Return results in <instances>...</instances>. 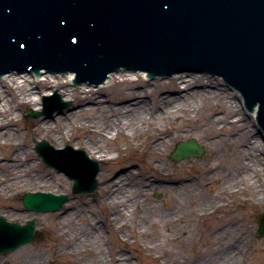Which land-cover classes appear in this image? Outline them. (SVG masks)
Here are the masks:
<instances>
[{
	"label": "bare ground",
	"instance_id": "obj_1",
	"mask_svg": "<svg viewBox=\"0 0 264 264\" xmlns=\"http://www.w3.org/2000/svg\"><path fill=\"white\" fill-rule=\"evenodd\" d=\"M117 73L115 74L120 76L112 75V80L108 81L106 87L116 86L122 80L126 89L122 98L111 100V105L96 96L97 90L89 86L86 88L82 84L74 86L71 83L73 73L66 77L46 75V78L43 76L40 79H36L33 74H8L0 79V147L7 150L5 154L0 155V201L6 204L2 213L7 221H27H23L28 215L27 212L16 211L17 207L4 202V197H16L21 188L28 192H66L62 187L64 182L59 179L58 174L45 170L35 160L32 148L39 141H47L50 147L52 145L56 149L84 148L90 158L109 164L117 161L109 156L112 147L108 144L113 140L109 133L112 131L126 135L129 130L133 137L144 135L147 140L140 163L133 162L139 165L138 174L129 169L113 178L110 173L98 171L99 181L100 176L105 175L97 192L104 204L102 205L109 210L106 221H101V217L97 215L87 217L84 214L82 217H86L89 224L72 231L68 224L70 217L67 225V219L61 217L63 221L60 224H64L59 226L58 234L62 235L65 245L57 253V258L51 259L52 262H59L58 264L63 262L62 256L71 258L80 249L90 255L91 264H133L130 256L124 251L108 256L105 253L104 239L102 245H94L96 236L101 235L107 227L123 234L127 229L136 236L145 233L152 224V221L147 220V214L154 215L156 209L160 210V205H155L153 212L149 213L144 211L145 205L141 203L147 200L150 193L156 191L172 192L175 196L168 208L156 214L168 223L179 222L184 218L185 205L196 203L198 207H202L203 204L209 205L213 202L202 194L204 187L200 179L209 184L210 178L222 171L226 173L229 183L247 180L253 190L255 202H264V144L260 143L256 133V126L251 118L253 116L247 115L241 105H234V94L223 91L219 81L207 78L203 73L189 76L176 74L170 77L168 82L160 79L157 80L160 83L157 88L142 83L143 79L139 73ZM142 73L143 76L145 72ZM124 75L137 77L126 79ZM140 87L144 91L138 89ZM58 92L63 97L53 99L56 112L42 110L47 114H43L44 117H33L37 119L29 123L24 133L20 125L19 111L27 106L41 111L46 99H50L48 96ZM64 99L73 101V110L70 111L69 106L59 108V102H64ZM237 100L242 103L241 98ZM94 110L98 115L96 118H88L85 115ZM76 130L83 131L84 134H75ZM206 133L211 137L210 162L227 160L224 170L219 166L207 164L202 173L193 161L182 160L177 164L168 162L166 156L174 144L187 140L194 134L201 136ZM129 162V159L123 161L125 167H128ZM144 163L147 164L146 173L142 172ZM148 174L150 176H147ZM196 177H199V180ZM242 189L245 187L240 188V191ZM23 196L24 193L21 200ZM66 208L70 214L83 207L72 199L66 203ZM220 208L222 207L218 209ZM136 216L139 217L138 220H135ZM216 234L220 240L214 245L215 248L213 247L214 255L210 252L201 253L187 264H247V260L255 251L253 247L257 244L252 231H240L229 225ZM35 240L36 237L30 243L22 244L15 249V253L26 252ZM41 255L44 258L35 261L37 264L50 257L46 256L44 251Z\"/></svg>",
	"mask_w": 264,
	"mask_h": 264
},
{
	"label": "water",
	"instance_id": "obj_2",
	"mask_svg": "<svg viewBox=\"0 0 264 264\" xmlns=\"http://www.w3.org/2000/svg\"><path fill=\"white\" fill-rule=\"evenodd\" d=\"M113 39L117 49H104ZM114 60L116 64H110ZM138 60V67L144 65L153 76L186 67L223 74L244 92L248 106L261 102L259 121L264 128V0H0V73L38 64L70 68L100 83L116 66L135 65ZM35 69L39 73L37 65ZM36 149L49 165L75 180L74 192L90 193L98 187L100 168L84 151L50 152L53 147L47 141ZM48 151L74 155L79 165L62 167ZM203 153L192 138L181 141L172 157L179 160ZM67 199L46 192L24 195L27 209L38 211L57 210ZM36 227V219L22 225L0 216V252L30 243Z\"/></svg>",
	"mask_w": 264,
	"mask_h": 264
},
{
	"label": "rangeland",
	"instance_id": "obj_3",
	"mask_svg": "<svg viewBox=\"0 0 264 264\" xmlns=\"http://www.w3.org/2000/svg\"><path fill=\"white\" fill-rule=\"evenodd\" d=\"M20 74L23 73H19L17 71V73L14 75ZM125 74L131 73L128 72ZM180 74L189 76L191 74L197 73ZM24 75L30 76L31 74L24 73ZM205 76L207 78H213L216 81H219V83L221 84V88H223V91H225L226 93H233L228 87L224 85L221 78H215L210 74H205ZM61 77L64 76L61 75ZM124 77L126 79L133 77L136 78L137 75H124ZM44 78H46V76H44ZM141 78L143 79H141L143 81L142 83H148L152 88H157L160 85L158 81H147L145 77L143 78L142 76ZM169 78L170 77H165L162 81L168 82ZM87 86H89V84H84V87L88 88ZM89 88L97 90L98 94L96 96L101 98L102 100H105L107 104H110L112 99L118 97L120 98L124 94L126 84H123L121 80L120 84L112 86L111 88H96L94 86H89ZM138 89L144 91L141 87ZM58 94L63 97V95H61L59 92ZM233 100L234 105L240 104L238 103L237 99L234 98ZM64 102L70 103V111L73 110L72 100L64 99ZM30 109L33 108L27 106L23 107L22 110L19 111L21 119L20 125L24 133L26 132V128L29 126V123L37 119L26 116L27 111ZM43 109L44 106L40 110L42 111ZM54 112L56 111L54 110ZM54 112L53 114H55ZM95 112V110L88 111L85 115L88 118H96V116L98 115H96ZM162 123L165 125L164 122ZM74 133L78 135L84 134L83 131L78 132V130H76ZM109 136L111 138L113 137L112 143L108 144L109 147H112V151L109 156L111 158L117 159V161L110 162L109 164L100 161L99 163L101 164V171L104 174L110 173L111 175H113V178H115L119 174L125 173V171L129 169L135 170L136 174H138L139 165L134 164L133 162L138 161L140 163L142 158L141 154H143V150L147 142L146 137L144 135L133 137L129 130L127 131L126 135H121L116 131H112L111 133H109ZM193 137L198 141L201 140L200 143L202 145L204 144V155L202 157H188L179 161L186 160L195 162L202 173L204 171V167L207 164H211L212 166H219L222 168V170H224L223 167H225V165L227 164V160L223 159L221 161L217 160L215 162H210L212 159V149L210 147L211 145L209 144L211 141V137H209L207 133L205 135L202 134L201 136H198V134H194ZM259 140L261 143L260 137ZM175 145L176 144L172 146V149L167 153L166 156L168 162L173 164H177L179 162L171 158V153L174 150ZM79 149H83L85 151L84 148ZM6 151L7 150L4 147H0V155H2L3 153L5 154ZM32 152L36 156L35 160L40 163L42 168L58 174L59 179L63 180L64 185L62 187L66 189L65 194L69 195L68 201L74 199V201L79 202V204L83 208L78 211H72L69 214L68 208H66L65 204L62 210L55 213H36L27 211L24 208L23 202L21 200L23 193L28 190L21 188L20 193L16 197H4V202L11 203V206H15L18 208L15 209L16 211H25L28 213V215L21 214L23 216L26 215L23 221H25L26 219L28 220L31 218H36L38 221V228L36 240L33 244L29 245V249L26 250V252L16 254L15 250H13L6 254L0 253V264H37L35 261H39L44 258V256L41 255V252L43 251L46 256L50 257L46 261H43L41 264H58L59 262H52L51 259H53L54 257L57 258V253L59 252V250L61 251V247L65 245L62 235L58 234L60 230L59 226L64 224H60V222L63 221L61 220V217H65V220L67 219L66 222L64 221L65 225H67L68 217H70L68 224L71 226V230L73 231L74 228H77L78 230V227L89 224L87 218L82 217V215L84 214L87 215V217H90L92 214L100 216L101 221H106V217L109 216V210H107L106 207L103 206L104 204L102 203L100 194H98L97 190H95L91 194L73 193V182L64 173H59L56 169L46 165L36 153L35 145L32 148ZM127 159H129L131 162H129L128 167H125L126 164H124L123 161ZM146 168L147 164L144 163L142 165L143 173L147 172ZM147 176H150V174H148ZM196 178L199 180V177ZM104 179L105 175L100 176L99 183L102 184ZM210 179L211 181L209 184L207 182L204 183V180L200 179L203 182V185H201L202 187H204V192L202 194L205 197L207 196V199L211 198V200H213V202L209 205L203 204L202 207H198V204L196 203L185 205L183 209L184 218L179 220V222L168 223L164 220V218H162V216L156 213H160V210L169 207V204L175 199L174 194L172 192L162 193L159 191L150 193L147 197V200H144L141 203L142 205H145L144 211L152 213L154 206L157 204L160 205V208H158L160 210L156 209L153 212L154 215L147 214V220L152 221V224L148 227L145 233L136 236L135 233L127 229L125 231V234H123L119 233L116 230L113 231L107 227L101 234L102 237L101 235L96 236L94 245H102V240L104 239L105 253L108 256L115 255V253L119 251H124L130 256L133 264H187L194 258L200 256L201 253L208 254L210 252V254L214 255V251H212L213 247L214 245L218 244V241L220 240L219 235L216 234V232L231 225L233 227H236L240 231H252L257 241V244H255L256 246L253 247L255 251L247 260V264H264V236H258L257 234L259 229V222L264 214V202H255L253 190L250 189L247 180H245L244 182L241 181L238 183H229V180L226 177V173L224 171L219 174L213 175ZM242 187H245V189H242L240 191V188ZM236 191L239 192L236 193ZM177 196L179 197V199H181V196H179L178 194ZM3 207L5 208L6 204L0 201L1 215H3L2 212L5 211ZM219 207L222 208L218 209ZM214 209L218 210L216 212H213ZM138 219L139 217L136 216L135 220ZM129 223H131V221ZM83 246H85V244ZM147 247H150L149 250L146 249ZM89 258L90 255L84 252L83 249H80L71 258H64V256H62L61 259L63 262H61L60 264H91V259ZM84 261L86 262L84 263Z\"/></svg>",
	"mask_w": 264,
	"mask_h": 264
}]
</instances>
